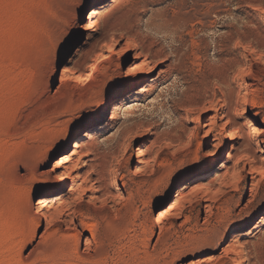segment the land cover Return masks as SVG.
Listing matches in <instances>:
<instances>
[{
	"label": "rangeland",
	"instance_id": "374dc122",
	"mask_svg": "<svg viewBox=\"0 0 264 264\" xmlns=\"http://www.w3.org/2000/svg\"><path fill=\"white\" fill-rule=\"evenodd\" d=\"M107 1L0 0V264H234L240 257L237 264H264V170L234 249L226 246V233L239 223L240 205L252 191L249 169L264 164V68L252 60L254 48L264 49V28H252L264 0H115L91 17L99 30H84L91 10ZM102 35L115 44L113 52L96 43ZM129 43H135L140 62L153 65L136 78L121 74L133 55L118 50ZM94 64L96 71L86 77ZM125 94L129 98L119 103ZM204 94L211 98L206 118L223 110L233 117L210 163L200 154L219 131L203 140L192 108ZM236 107L245 110L234 116ZM137 122L151 124L153 134L135 144L150 142L155 132L163 133L164 143L179 130L171 145L136 164V158L129 160L130 147L123 155L119 144ZM88 131V146L96 149L85 167L91 181L104 158L108 164L115 158L122 180H106L100 210L88 211L83 201L64 209L61 218L73 217L76 230L58 221L40 239L46 223L33 227L29 213L43 189L32 177L46 182L56 171L53 164L76 163L74 143ZM233 142L237 154L228 158ZM197 175L202 177L190 182ZM188 182L170 225L151 232L155 217L172 207ZM67 190L68 184L57 192ZM109 191L122 195L110 197ZM227 212L230 219L223 222Z\"/></svg>",
	"mask_w": 264,
	"mask_h": 264
},
{
	"label": "bare ground",
	"instance_id": "6f19581e",
	"mask_svg": "<svg viewBox=\"0 0 264 264\" xmlns=\"http://www.w3.org/2000/svg\"><path fill=\"white\" fill-rule=\"evenodd\" d=\"M114 1L115 0H108L107 2H104L103 4H99L98 6H96V8H93V10H91V13L88 17V21L82 25V28L86 31H91V29L99 30L100 28L97 26V24H93V22L91 21V17L100 13V11L105 9L111 2H114ZM260 27L264 28V7L261 8L255 14V16L253 17V20H252V28L253 29L256 30V29H259ZM104 31H105V29H104ZM107 31H108V29H107ZM87 34H88V36L91 37L90 33L87 32ZM95 41H96V43H99L102 41L104 44V47H108L109 49H111L110 53L115 50V44L114 45L109 44V41L107 40V37L105 35H102L100 37H96ZM119 49H120V50H118L119 53L132 52V55H133V62L129 66H126L124 68V70H122V72H121L123 78L128 77L132 73H134V78H136L141 74L148 73L153 68L152 63H150L148 61L140 62L139 54H138V52H136L135 43L125 44V45H123V47H121ZM252 52H253L252 60H253L254 64L258 68H261V69L264 68V49L261 46L260 47L258 46L256 48H254ZM96 69H97V65L94 64L91 67L90 72H88L86 74V77H91L93 75V73L96 71ZM160 71L161 70H159L158 72L160 73ZM61 74H62L61 78H64V73H61ZM235 75H238V74L236 73ZM70 76H72V75H70ZM80 76H79V78H80ZM75 78H76V76H75ZM156 78H157V76L152 78L151 82L154 81ZM61 81L63 82V80H61ZM229 83L230 82L226 81V85L230 86ZM149 85H150V83H149ZM143 89H145V88H143ZM143 91H145V90H143ZM125 95L126 96L124 98H121L119 100V103L126 101L130 96V94H128V95L125 94ZM229 99H230V96L227 95L223 101V104L221 105V108H224L225 104L227 103V101ZM210 105H211V98H209V96H206L204 94V96H202L198 100L197 104L192 106L193 114H194L193 117L195 120H198V122L201 123L202 128H203V136H202L203 140H207L210 137V135L212 134V132L215 131L216 129L219 131V136L217 138L213 139L212 143L210 144L211 146H209L207 149L204 150V152H202L200 154V156L206 157V159H207L206 161H208V163H210L216 157V155L219 152V148H220V144H221V140H222L220 135L224 131L225 124L228 122V120H231V121L233 120L232 119L233 117L230 116L229 115L230 113H227L226 110H223L220 116L214 115V118H212V119L210 117L206 118V115L209 111ZM180 110H182V109H180ZM189 110H191V109H189ZM244 110H245V107H243L241 109L236 107L235 108L236 112H234L233 115L234 116L238 115V111H241L243 113ZM106 113H107V110H105V108H103L102 115L103 114L106 115ZM187 113H188V111L187 112L185 111V115H187ZM223 117H226L227 120L224 122H221L220 126L217 127L218 126L217 121L218 120L221 121L223 119ZM151 127H152L151 124H147L145 122H137L136 124H133L132 126L128 127L122 135L121 144H119L121 147H119V148L122 149V154L124 155L125 151L127 150V147H130L131 153L129 154L130 156H128L129 160H130V158H133V157L136 158V164L140 163L142 161V159L144 158V156L146 154L152 152L155 148L162 147V145H164V146L171 145L173 137H175V135L178 133V130H179V128L177 127L172 134H170L172 131L169 132V134H168L169 137L167 138V140L164 143H162V141H160V138H161V136H163V133H156L155 132V134H154L155 136L152 137V140H150V142L140 141L139 143L135 144V141L137 139L146 138V137L150 136L151 134H153V130ZM233 136H234V134H233ZM90 141H92V134H90V131L79 136L76 139L74 146H73L74 147L73 154L77 155L76 163L73 162V160H72V161H67V163H65L62 166L61 165L57 166V165L53 164L51 169L53 171H55V170L56 171L54 172L52 179L47 180L46 182H40L37 179L38 176L33 175L32 178H33V181L35 182L34 185H36V186L38 185L39 187L42 186L43 191H40V194L36 197L35 202L32 204V207L30 208L29 220H30L31 225L33 227H38V226H40V224L43 220L45 221L46 227H45L44 231L39 234L40 239L47 237L48 232L51 230L50 228H52L54 223L58 222V221L65 222L67 230H71V229L76 230L74 228L75 224H73V222H74L73 217H71L69 214H67L64 219L61 218L62 212L64 211V209L65 208L67 209L68 205L75 206L76 202L83 201L85 203L86 209L88 211H94V212L98 211L101 208H103V206L102 207L97 206V201L100 198L99 196L101 194H103L104 191L108 190L107 187L105 186L106 180L110 179V178H115V179H117V181L122 180L121 177H119V167L116 163L117 161L114 160L115 158H112L113 157L112 156L111 158L113 159V161L111 162V160H110V162H111L110 164L106 163V161L108 159L107 160H106V158L103 159V161L100 163V174H99V176L95 180L91 181V179H90L91 174L87 169H85V167L88 166V164L90 165L91 160L93 158V153L96 149L95 150L90 149L91 145L88 144V143H90ZM121 149H120V151H121ZM234 149H235V143L233 142L230 144V150L227 152L228 158H230L232 155L236 156L237 153H234ZM112 154H114V153H112ZM80 161H82L83 166L80 168V170H75V168L77 167V165ZM204 163H206V162H204ZM249 170H250L249 174H251L250 179H251L252 191L249 193L246 200H244V202H242L240 205L239 223H237L232 230H228V232L226 233V237H229V239L226 243L227 244L226 246L231 247L230 251L234 249V246H232V241L237 237L236 232L239 231V226L241 225V223L243 221H245V219L247 218V215L249 214L250 210L253 208V206L255 204L256 190H257L258 186L260 185L262 178H263L262 172L264 170V164H263V162H260L259 164L252 165ZM201 177H202L201 175H197L190 182L197 181ZM190 182L183 184L177 190L174 202L172 204V207L169 210H167V212L165 211L166 213H164V212L159 213L155 217L154 222L150 228L151 232H154L156 229L163 227V226H166L167 224L170 223L169 216L174 215L176 213V211L181 207V205L183 203V199H184V196H183L184 192L183 191H184V189L187 188V186L190 184ZM49 184H52L51 188H48L47 185H49ZM66 184H68L67 193L65 195L58 193L57 191H59L63 186H66ZM124 185H125V183L122 184V187H124ZM105 189H107V190H105ZM46 190H48L49 191L48 193H50V194H45ZM116 190L121 192L120 191L121 188H119L117 185H116ZM217 190H219V189H217ZM110 192L111 191H109V193ZM110 194L112 195L110 197H114L116 195V198L117 197L120 198L122 195V193H116V194L110 193ZM129 198H130V196H129ZM126 203H128V202H125L124 204L126 205ZM114 204H116V203L114 202L113 206H114ZM203 209H204V214L207 218L208 214L211 212V202H210V200H208V196H207V199H205V201L203 203ZM71 211H72L71 213H73V215H74L75 211L73 209ZM230 215H231L230 212H227L223 216L222 221L227 222L230 219ZM82 223H84V221ZM87 227H88L87 228L88 230L91 229L90 226H87ZM84 229H86V228H84ZM31 230L33 231V229H31ZM54 233H55V231H54ZM27 234L30 235L32 238L35 237V235H36L35 231H33L32 233H30V231H29V233H27ZM83 236H85L84 233H82V237ZM91 236L93 237V234ZM22 240L23 239L17 241V244L19 242H21ZM163 240L164 239L157 237L156 242L164 243L165 241L163 242ZM84 241L88 242V243L90 242L88 240L87 236H85ZM235 241H233V242H235ZM227 247H225L224 251L229 252V249ZM14 248H16V247H14ZM28 254H30V252ZM239 259L240 260L238 262L237 261L235 262L236 264L242 263L244 260L243 257H240Z\"/></svg>",
	"mask_w": 264,
	"mask_h": 264
},
{
	"label": "water",
	"instance_id": "95a60500",
	"mask_svg": "<svg viewBox=\"0 0 264 264\" xmlns=\"http://www.w3.org/2000/svg\"><path fill=\"white\" fill-rule=\"evenodd\" d=\"M129 62H131V59H129ZM127 65H128V64H127ZM127 65H126V66H127ZM126 66H125V67H126ZM125 67H124V68H125ZM245 199H246V198H245ZM245 199H244V200H245Z\"/></svg>",
	"mask_w": 264,
	"mask_h": 264
}]
</instances>
